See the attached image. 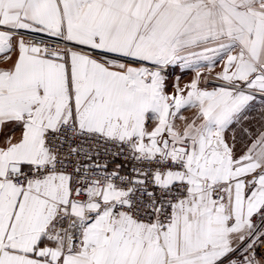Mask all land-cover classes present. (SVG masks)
Instances as JSON below:
<instances>
[{
	"label": "snow or ice",
	"instance_id": "obj_1",
	"mask_svg": "<svg viewBox=\"0 0 264 264\" xmlns=\"http://www.w3.org/2000/svg\"><path fill=\"white\" fill-rule=\"evenodd\" d=\"M12 52L0 264H264V0H0Z\"/></svg>",
	"mask_w": 264,
	"mask_h": 264
},
{
	"label": "crops",
	"instance_id": "obj_2",
	"mask_svg": "<svg viewBox=\"0 0 264 264\" xmlns=\"http://www.w3.org/2000/svg\"><path fill=\"white\" fill-rule=\"evenodd\" d=\"M196 51H199V49H197ZM11 56V59H8V60H4L2 58H0V68H9L12 66V64L14 63L15 59H16V53L15 52H12L10 54ZM221 65L219 63H217V66L213 69V71L211 73H209L207 71V68H203L202 69V72H201V75L204 79L207 80V82L209 80H213V81H216L215 84H207L205 85L204 82H203V79H202V82H201V86L204 87V86H208L209 88L213 85H216V84H219L220 82L216 80L215 76H216V73L221 71ZM170 69L173 71L172 73L171 72H167V91L171 94L173 91H174V84L177 82V78H179V85L180 87H184V85L186 84H189L191 82V80L193 79V77L196 75L195 71L191 68H185V67H182L180 64H177V65H174V66H170ZM256 110L251 112L249 114V117H255L257 115V112L258 109L260 108V100H259V97L257 98V101H256ZM194 112L195 110L193 109H189V110H186V111H183V115L185 117H189L191 118L193 115H194ZM155 123L156 121L155 120H148L147 121V124L146 126L148 127L149 130H151L154 126H155ZM177 124L179 126H182V122L181 121H177ZM11 127V126H9ZM231 132L228 133V135L230 136ZM5 135H12L13 136V139H18L21 135V130L19 128H16L14 132H9V128H5L4 130V133H0V144L3 143V140H4V136Z\"/></svg>",
	"mask_w": 264,
	"mask_h": 264
},
{
	"label": "rangeland",
	"instance_id": "obj_3",
	"mask_svg": "<svg viewBox=\"0 0 264 264\" xmlns=\"http://www.w3.org/2000/svg\"><path fill=\"white\" fill-rule=\"evenodd\" d=\"M167 72H173L170 68L167 70ZM213 81V80H212ZM216 82V81H215ZM258 111H259V109H258ZM259 115H260V113L259 112H257V115L255 116V117H249V121H246L245 122V124L247 125L249 122L252 124V125H254V126H259ZM231 135V134H230ZM241 147H242V145H240V144H238L237 145V149H238V151L241 149Z\"/></svg>",
	"mask_w": 264,
	"mask_h": 264
},
{
	"label": "built area",
	"instance_id": "obj_4",
	"mask_svg": "<svg viewBox=\"0 0 264 264\" xmlns=\"http://www.w3.org/2000/svg\"><path fill=\"white\" fill-rule=\"evenodd\" d=\"M208 83L209 84H215L216 82L215 81H212V80H209ZM122 159L123 158H121V160ZM101 162H103V161H101ZM125 167H126V169H127L128 172H131V165L130 164H126ZM122 174H124V173H122Z\"/></svg>",
	"mask_w": 264,
	"mask_h": 264
}]
</instances>
